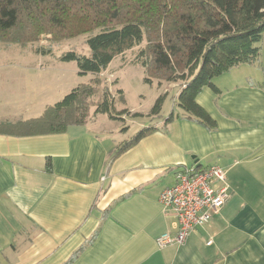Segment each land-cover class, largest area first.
Masks as SVG:
<instances>
[{"label":"crops","instance_id":"obj_1","mask_svg":"<svg viewBox=\"0 0 264 264\" xmlns=\"http://www.w3.org/2000/svg\"><path fill=\"white\" fill-rule=\"evenodd\" d=\"M18 59L40 71L30 76L40 82L55 69L53 59ZM244 65L213 80L218 92L204 88L196 98L215 132L177 118L114 158L133 135L104 140L102 132H115L94 110L61 134L0 135V264H264V80ZM212 165L226 172L228 201L183 244L157 248L156 238L176 233L160 193L179 168Z\"/></svg>","mask_w":264,"mask_h":264},{"label":"trees","instance_id":"obj_2","mask_svg":"<svg viewBox=\"0 0 264 264\" xmlns=\"http://www.w3.org/2000/svg\"><path fill=\"white\" fill-rule=\"evenodd\" d=\"M80 35H87L89 54L68 51L57 59L74 62L78 75L92 77L45 107L39 117L0 120V135L61 134L84 126L91 110L120 122L125 115L139 116L126 109L116 111L115 96L101 87L100 76L115 58L134 48L138 51L128 64L142 68L143 83L157 87L163 82L179 84L173 104L181 114L172 109L160 128L154 124L140 128L119 145L112 158L157 129L165 130L177 118L215 132L214 120L196 98L204 88L218 92L213 84L216 77L256 62L257 44L264 36V0H0V44L4 48L16 46L49 56L53 45ZM115 94L123 103V92ZM165 96L156 98L151 118H159ZM45 169L50 170L49 160Z\"/></svg>","mask_w":264,"mask_h":264},{"label":"rangeland","instance_id":"obj_3","mask_svg":"<svg viewBox=\"0 0 264 264\" xmlns=\"http://www.w3.org/2000/svg\"><path fill=\"white\" fill-rule=\"evenodd\" d=\"M87 35H80L72 39L61 41L52 46V53L49 56H41L30 53L28 50L20 49L16 46L4 48L0 44V120L2 119H27L39 115L42 105L45 103L54 104L62 99L64 95L80 83H85L92 76H80L74 62H60L57 57L63 53L73 51L81 55H88L89 49L86 45ZM46 46V42L42 41ZM259 47V57L252 65H244L251 78L257 81L264 80V36L257 44ZM138 48H134L124 55L115 58L108 71H104L100 76L103 79L101 87H107L110 93L115 96V109L120 111L128 110L131 114L139 116H124L123 122L109 119L108 116L98 114V118L106 122L108 129L115 132L114 135H107L103 132L101 137L107 141H113L117 136H121V128L127 127V136L130 137L141 127L156 123L159 118L151 119L149 116L156 98L165 93V99L161 108L160 118L164 119L174 109L173 101L178 86L163 82L159 87L143 83L144 72L140 66L128 64L134 58ZM32 58L34 60L44 58L53 59L54 70L46 71L50 75L44 81L34 80L31 75L40 74L30 68H22L18 58ZM49 62V61H48ZM34 65L33 67H35ZM11 79V80H10ZM40 82V83H39ZM37 84V85H36ZM41 84L44 88L41 89ZM22 86V87H20ZM38 87V88H37ZM117 90L123 92L124 102L116 96ZM48 92V93H47ZM36 105L35 106H30ZM92 112V110H91ZM124 123V124H123Z\"/></svg>","mask_w":264,"mask_h":264},{"label":"built area","instance_id":"obj_4","mask_svg":"<svg viewBox=\"0 0 264 264\" xmlns=\"http://www.w3.org/2000/svg\"><path fill=\"white\" fill-rule=\"evenodd\" d=\"M225 174L216 165L182 167L175 172L173 185L160 193L159 202L174 216L176 233H164L156 238L157 248L183 244L195 228L205 226L220 212L230 197ZM216 184L220 187L216 188Z\"/></svg>","mask_w":264,"mask_h":264}]
</instances>
